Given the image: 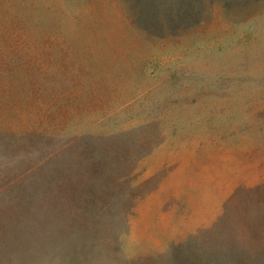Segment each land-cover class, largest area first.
<instances>
[{
	"label": "rangeland",
	"instance_id": "rangeland-1",
	"mask_svg": "<svg viewBox=\"0 0 264 264\" xmlns=\"http://www.w3.org/2000/svg\"><path fill=\"white\" fill-rule=\"evenodd\" d=\"M0 264H264V0H0Z\"/></svg>",
	"mask_w": 264,
	"mask_h": 264
},
{
	"label": "trees",
	"instance_id": "trees-1",
	"mask_svg": "<svg viewBox=\"0 0 264 264\" xmlns=\"http://www.w3.org/2000/svg\"><path fill=\"white\" fill-rule=\"evenodd\" d=\"M189 8V7H188ZM9 256H12V255H9Z\"/></svg>",
	"mask_w": 264,
	"mask_h": 264
}]
</instances>
